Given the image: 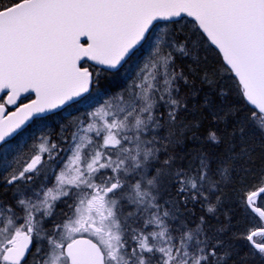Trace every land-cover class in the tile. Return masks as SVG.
I'll use <instances>...</instances> for the list:
<instances>
[{"label":"snow or ice","instance_id":"obj_1","mask_svg":"<svg viewBox=\"0 0 264 264\" xmlns=\"http://www.w3.org/2000/svg\"><path fill=\"white\" fill-rule=\"evenodd\" d=\"M0 264H264V0H0Z\"/></svg>","mask_w":264,"mask_h":264}]
</instances>
